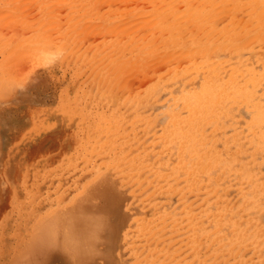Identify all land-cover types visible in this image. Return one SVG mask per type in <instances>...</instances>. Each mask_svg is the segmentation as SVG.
<instances>
[{"label":"bare ground","instance_id":"bare-ground-1","mask_svg":"<svg viewBox=\"0 0 264 264\" xmlns=\"http://www.w3.org/2000/svg\"><path fill=\"white\" fill-rule=\"evenodd\" d=\"M61 9L63 31L91 15L107 31L108 88L99 81L93 93L110 105L103 199L113 215L124 208L126 228L109 227L102 255L122 240L125 264H264V0H67ZM89 165L75 167L73 182ZM22 180L11 214L38 219L45 259L61 252L56 261L90 264L100 235L88 240L79 221L95 192L66 196L30 173Z\"/></svg>","mask_w":264,"mask_h":264},{"label":"rangeland","instance_id":"rangeland-1","mask_svg":"<svg viewBox=\"0 0 264 264\" xmlns=\"http://www.w3.org/2000/svg\"><path fill=\"white\" fill-rule=\"evenodd\" d=\"M4 1H0V264H24L28 259L34 264H64L56 261L63 258L61 252L49 250L45 259L44 236L36 228L37 218L24 221L17 213L11 214L14 186L24 185L25 173L34 175L39 183L41 178L46 180L50 189L66 196H78L81 188L95 192V201L82 205L85 218L79 221L81 227L91 229L88 240L103 235L97 236L96 256L90 264H125L127 247L120 238L118 247L106 250L109 255L101 253L109 227L117 226L119 233L126 228L122 227L124 208L113 215L103 199L111 175L110 170H102L108 159L103 132L110 105H96L93 93L99 89V81L105 91L108 88L110 57L103 53L108 43L102 41L107 31L94 25V15L86 27L63 31L59 25L67 14L61 8L67 0H51L54 8L42 10L32 0H16L20 5L16 10L6 8ZM80 113L85 117L83 127ZM97 117L104 120L101 130L98 132L97 124L96 133L89 132V123ZM96 139L102 142L98 148ZM84 162L90 165L82 168L79 180L73 182L75 167ZM32 164L35 169L29 171ZM56 167L61 168V175L70 173L68 182L55 173ZM91 216L106 219L94 223ZM18 226L22 232L9 230Z\"/></svg>","mask_w":264,"mask_h":264}]
</instances>
